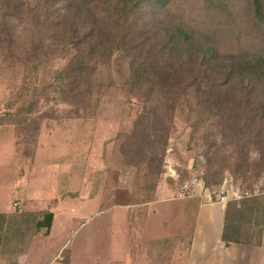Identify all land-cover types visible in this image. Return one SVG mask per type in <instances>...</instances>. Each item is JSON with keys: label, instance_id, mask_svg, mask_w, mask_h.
I'll return each mask as SVG.
<instances>
[{"label": "trees", "instance_id": "1", "mask_svg": "<svg viewBox=\"0 0 264 264\" xmlns=\"http://www.w3.org/2000/svg\"><path fill=\"white\" fill-rule=\"evenodd\" d=\"M244 3L246 16L261 34V46L234 52L222 49L215 34L192 28L174 0H0V58L7 70L19 68L25 74L19 97L6 107L22 102L17 114H1L0 124L32 119L37 101L50 100L52 94L74 107L68 117L88 119L111 89L128 97L136 89H148L160 97L167 117L160 124L164 150L175 111L186 102L198 120L217 118L225 133L240 139L233 142L239 143L234 166H248L237 167L244 179L260 176L264 0ZM192 126L193 133L198 132V126ZM144 130V123L135 122L123 144L125 157L139 156ZM250 145H257L259 153L254 163L245 153ZM156 159H149L151 171ZM213 178L210 173L205 176L209 184ZM53 219L48 209L0 213V264H22L33 238L50 234ZM263 227L264 201L229 202L221 240L225 246H260Z\"/></svg>", "mask_w": 264, "mask_h": 264}, {"label": "rangeland", "instance_id": "2", "mask_svg": "<svg viewBox=\"0 0 264 264\" xmlns=\"http://www.w3.org/2000/svg\"><path fill=\"white\" fill-rule=\"evenodd\" d=\"M174 1L178 11L186 15L185 20L190 26L200 33L215 34L221 40L222 49L251 51L261 46V34L244 12L245 0ZM6 68L0 58V115L15 116L22 102L12 109L6 107L11 99L19 97L25 74L19 68L13 71ZM31 92L32 88L27 94ZM161 105L160 97L156 93L150 94L148 89H136L129 97L128 94L126 96L111 89L101 103L94 107L93 116L77 119L67 114L74 107L63 103L59 95L52 94L50 100L41 97L37 101L32 119L0 124V212H38L47 210L51 205L56 212L53 236L47 238L44 233L39 234L43 236L34 240L29 264H71L53 261L65 239L68 240L62 255L66 257L72 251L73 264H89V253L97 252V257H100L102 249L104 254L108 253L109 245L110 253L106 256L120 258L125 255L126 229L119 226L118 235L112 236L110 229L115 230L116 224L112 227L108 216L99 219L94 214V209L100 205V200L96 198L100 195L104 179L128 180L138 196L140 210L144 204L158 197L157 191L162 188L167 191L170 202L162 205L165 211H161V216L151 220V226L163 223L164 233L179 230L178 227L170 226L172 215H178L173 219L176 223L174 226L183 225L181 216L185 213L181 208L186 203L184 200L191 198L176 199V195L182 187L192 184L194 180L203 183L211 192L214 203H217L222 192L231 190H249L259 194L231 203L241 204L253 199L264 201V172L245 180L242 169L237 167L248 166H234L238 156L236 146H239V143H234L240 139H232L225 133L217 118L198 120L196 114L191 115L186 102H181L175 111L164 150V134L160 124L167 121V117ZM148 110L149 114L146 113ZM189 117L191 121L187 120ZM137 121L144 123L145 130L139 156L133 160L124 156L123 144H127ZM194 123L196 128L198 126L196 133H193ZM242 140L246 141V138ZM256 147L250 145L251 149L246 147L245 150L249 161L253 163L259 159ZM153 156L157 159L151 171L148 164ZM115 163L121 166H114ZM208 173L219 184L213 180L209 184L205 179ZM78 188L81 190V198L89 191L92 193L89 197L96 200H84L91 203L81 208L77 207V201L69 198L61 202L64 194H76ZM199 199L206 204L202 198ZM165 205L169 206L167 210ZM73 213L75 219H72ZM190 219L193 220L192 217ZM86 221L87 224L82 227ZM122 223L125 224L123 220L119 221V225ZM139 224L141 222H136L134 227L131 225L136 235V241L133 238L131 240L133 264H172L177 241L167 238L156 241L157 244L153 241L144 242L143 237L150 238L155 235V231L146 229L143 235L142 225ZM188 226L189 223L185 227ZM187 240L182 241L178 251V264L188 261L189 236ZM59 259L62 261L64 258L61 256Z\"/></svg>", "mask_w": 264, "mask_h": 264}, {"label": "crops", "instance_id": "3", "mask_svg": "<svg viewBox=\"0 0 264 264\" xmlns=\"http://www.w3.org/2000/svg\"><path fill=\"white\" fill-rule=\"evenodd\" d=\"M117 171V170H116ZM100 195L96 198L99 199L100 205L94 209L95 216L99 219L108 216L109 224L111 226L115 223V230L110 229L112 236H115L118 231H120V227H124L126 229L124 243H125V255H121L120 258H111L107 254L110 253V245L108 246V253L104 254L103 250L101 251L100 257L98 253H89V260L87 262L89 264H133V256L131 251V240L133 238L135 240V232L134 228H131L137 222L142 225L143 235L146 229H151L155 231V235L152 237H143L144 242H156L167 238H173L178 243V247L176 253L174 255V260L172 264H178V256L179 249L182 246L183 242H188L187 238L189 236L190 245L188 250L187 262L185 264H264V238L263 243L260 246L256 245H243V244H230L229 246H225L221 240L222 232L224 228L225 222V214H226V205L224 204H205L198 197L191 198L186 201L184 206L181 208L182 212L185 214L181 216L183 221V225H176L174 218H177L178 215H172L170 222V226L178 227L179 230L170 231L169 233H164V224L163 223H155L152 225L151 220L161 216V211H165V208L162 205L166 202H170L168 200L169 193L165 191L163 188L156 192V199L151 201L150 203L144 204L141 207V210L138 205V196L135 194L132 189V185L128 183V180L123 181H111L109 179H104L102 182ZM81 186V182L79 184ZM78 188L76 194L75 193H66L62 196L61 202L66 199H72L73 201H77L78 208H81L82 205H88L91 202H86V199H93L89 196L92 195L91 192L84 193L81 198V190ZM168 198V199H167ZM59 200V199H57ZM82 201V203H81ZM173 201V200H172ZM175 201V200H174ZM183 202V201H179ZM48 208V210L52 211L54 214L53 225L50 231V234L47 238H51L54 234L55 222H56V212L55 208ZM57 206V204H56ZM166 206V205H165ZM169 206H166V210ZM81 210V209H78ZM0 213H13V212H0ZM193 214V216H191ZM190 214V218L188 216ZM72 214V219H75ZM165 216V215H163ZM101 217V218H100ZM122 219L124 223L119 225V221ZM187 219H189L187 221ZM151 221V222H149ZM179 221V219H177ZM88 221L83 223L81 226L87 224ZM189 223L188 227H185ZM139 224V226H141ZM113 227V226H112ZM163 230L158 233V231ZM184 227V228H181ZM119 228V229H118ZM183 229H187L183 231ZM157 231V232H156ZM118 235V234H117ZM142 235V236H143ZM43 235H37L33 238L28 255L22 260V264H29L30 251L35 239ZM187 237V238H186ZM192 237V238H191ZM68 239H65L63 243L60 244L59 253L53 258V261L56 262H67L73 264V256L72 251L67 253V256H63L62 252L64 251V246H66V242ZM183 241V242H182ZM136 243V242H135ZM94 254V255H93ZM62 256L64 258L62 261L59 259ZM93 261V262H91ZM77 262V261H76ZM78 263V262H77ZM79 264V263H78ZM135 264V263H134Z\"/></svg>", "mask_w": 264, "mask_h": 264}, {"label": "built area", "instance_id": "4", "mask_svg": "<svg viewBox=\"0 0 264 264\" xmlns=\"http://www.w3.org/2000/svg\"><path fill=\"white\" fill-rule=\"evenodd\" d=\"M257 195H259L257 192H251L249 190H231L228 192H222L220 196H218L216 202L227 205V203L230 201H242L243 199L253 198ZM193 197L202 198L207 204H215L213 202L211 192L207 190L204 184L198 180H194L192 184H187L186 186L182 187L179 193L176 195V199H186Z\"/></svg>", "mask_w": 264, "mask_h": 264}]
</instances>
